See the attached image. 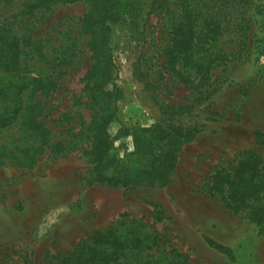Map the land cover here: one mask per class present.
Wrapping results in <instances>:
<instances>
[{
	"label": "rangeland",
	"instance_id": "obj_1",
	"mask_svg": "<svg viewBox=\"0 0 264 264\" xmlns=\"http://www.w3.org/2000/svg\"><path fill=\"white\" fill-rule=\"evenodd\" d=\"M115 1L119 14L108 22L101 56L110 72L107 92H99L97 100L88 77L95 60L90 36L83 32L90 0L56 1L38 10L30 17L32 31L21 24L23 0L0 8L1 18L22 35L15 82L39 84L49 76L55 83L51 92L35 94L45 105L41 117L51 138L62 143L55 153L48 149L40 155L32 168L0 164V264L26 259L63 264L68 255L61 253L90 233L132 217L162 235V250L172 264H264V234L256 223L208 191L216 169L264 147V0H238L234 16L241 24L235 28L230 18L219 36V47L229 55L206 77L196 78L191 69L175 72L166 56L177 0ZM221 4L203 0L201 7ZM120 93L107 128L108 155L103 149L95 154L91 126L101 120L107 94ZM169 103L191 104L178 109L174 121L198 128L178 140L169 161L148 175L142 166L150 168V155L144 151L155 145L161 106ZM9 135L3 134L11 141ZM137 171L141 176L132 182ZM113 174L127 184L103 180ZM154 209L164 215L156 216Z\"/></svg>",
	"mask_w": 264,
	"mask_h": 264
},
{
	"label": "trees",
	"instance_id": "obj_2",
	"mask_svg": "<svg viewBox=\"0 0 264 264\" xmlns=\"http://www.w3.org/2000/svg\"><path fill=\"white\" fill-rule=\"evenodd\" d=\"M12 1L16 0H0V8ZM56 1L67 0H23L19 10V15L24 16V19L21 18V24H26L25 28L32 31L34 24L30 17L38 10L50 7ZM90 1L91 11L85 16L83 32L90 36L92 58L95 60L88 71V77L93 83L90 87L91 93L94 94V100H97L99 92H107L104 85L110 72L109 67L105 68L103 65V60L107 59H102L101 56L107 49L106 36L110 30L108 22L116 19L119 9L115 0ZM195 1L177 0L175 3L178 16L170 30L173 36H170L166 46V56L170 55L168 60L175 72L179 74L183 69H191L190 74L196 78L199 73H202V77H206L212 68H215L214 66L221 65L224 56L229 55L219 47V36L229 28L230 18L233 19L235 28L241 24L242 19L235 21L234 14L239 11L238 0H232L236 6L231 0H220L222 2L220 7L210 6L208 10H203L201 7L203 0H197L196 3ZM209 1L205 0V3ZM13 24L1 18L0 14V164L7 162L15 166L32 168L40 155L48 149L55 153L62 144L61 141L54 142L51 138V130L46 127L41 117L45 113V105L35 94L37 91L51 92L55 88V83L49 79V76L44 77L39 84L25 82L22 86L15 82L18 73L14 71L19 67L22 35L19 34V30L13 29ZM187 28L191 29L190 34ZM185 34L188 39L184 38ZM30 38L33 39L31 36ZM187 51L189 54L186 53ZM187 56L190 57L189 61ZM120 97L121 93L107 94V98L103 100L104 110L101 120L94 122L93 125L96 124V127L91 126L95 128L96 139L92 148L95 154L103 149L105 155H108L111 143L107 128L113 117H116V101ZM111 105H113L112 111H110ZM191 106L183 103L161 106L158 123L164 126L159 125L160 135L155 145L144 151L150 155L147 157L151 166L149 168L144 163L143 172H149L148 175H151L160 166H164L176 145L178 143L180 145L178 140L183 137L188 138L191 130L198 128L196 125L174 121L173 116L180 112L178 109L191 108ZM174 107L177 108L174 110ZM167 127L169 129L166 130ZM9 132H12V136L9 135L11 141L3 136ZM141 151V147H138L137 152ZM121 171L123 174L124 171ZM140 173V171L137 173L132 182L140 178ZM114 176L115 174L103 180L115 181L112 183L114 185L121 182L127 184V180L121 178L119 174L116 175V179ZM208 183L210 195L218 197L230 211L251 219L258 226L259 232L264 234V147L243 152L241 161L233 166L219 167ZM155 209L156 216L164 215L162 211ZM162 248V235L152 232L141 220L132 217L90 233L76 248L61 253L68 255V259L61 261L63 264H163L164 261L169 260L167 264H172L174 261L167 256L169 252H164ZM24 264L32 263L26 259Z\"/></svg>",
	"mask_w": 264,
	"mask_h": 264
}]
</instances>
